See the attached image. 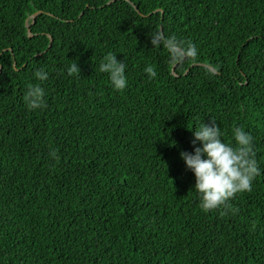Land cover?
<instances>
[{"label":"trees","instance_id":"trees-1","mask_svg":"<svg viewBox=\"0 0 264 264\" xmlns=\"http://www.w3.org/2000/svg\"><path fill=\"white\" fill-rule=\"evenodd\" d=\"M157 31L198 56L170 63ZM210 119L262 171L204 211L180 152ZM0 264H264V0H0Z\"/></svg>","mask_w":264,"mask_h":264},{"label":"clouds","instance_id":"clouds-1","mask_svg":"<svg viewBox=\"0 0 264 264\" xmlns=\"http://www.w3.org/2000/svg\"><path fill=\"white\" fill-rule=\"evenodd\" d=\"M152 46H163L170 63H182L187 58H196L195 43L178 38L174 34L157 31L149 36ZM127 65L117 59L116 52L109 51L101 59L98 71L107 73L111 86L122 90L127 86ZM145 71L156 77V69L149 65ZM68 74H79L80 67L73 63L67 68ZM38 81H45L49 72L43 67L34 72ZM24 101L30 109L46 107L45 88L41 83H32L24 93ZM220 124L210 119L202 121L193 130L192 151L181 150L180 156L195 177L193 189L204 211L230 207V200L236 193L252 191L253 180L261 173L252 146V135L242 126L233 129L234 143L225 142Z\"/></svg>","mask_w":264,"mask_h":264},{"label":"water","instance_id":"water-1","mask_svg":"<svg viewBox=\"0 0 264 264\" xmlns=\"http://www.w3.org/2000/svg\"><path fill=\"white\" fill-rule=\"evenodd\" d=\"M36 11L32 14V17L36 15ZM26 26H27V32H28V35H30V29L28 28V24L26 23Z\"/></svg>","mask_w":264,"mask_h":264}]
</instances>
